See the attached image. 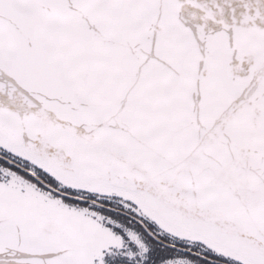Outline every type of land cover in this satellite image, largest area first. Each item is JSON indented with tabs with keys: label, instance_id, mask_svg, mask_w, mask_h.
<instances>
[{
	"label": "snow or ice",
	"instance_id": "snow-or-ice-1",
	"mask_svg": "<svg viewBox=\"0 0 264 264\" xmlns=\"http://www.w3.org/2000/svg\"><path fill=\"white\" fill-rule=\"evenodd\" d=\"M0 264H264V0H0Z\"/></svg>",
	"mask_w": 264,
	"mask_h": 264
}]
</instances>
